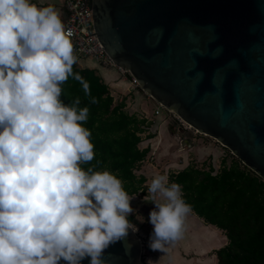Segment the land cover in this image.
I'll return each mask as SVG.
<instances>
[{
	"label": "clouds",
	"instance_id": "9594fccd",
	"mask_svg": "<svg viewBox=\"0 0 264 264\" xmlns=\"http://www.w3.org/2000/svg\"><path fill=\"white\" fill-rule=\"evenodd\" d=\"M71 35L51 5L0 0V264H107L106 249L138 231L122 180L91 166L88 106L62 99L70 77L84 83ZM147 195L148 247L165 253L192 208L163 174Z\"/></svg>",
	"mask_w": 264,
	"mask_h": 264
},
{
	"label": "water",
	"instance_id": "95a60500",
	"mask_svg": "<svg viewBox=\"0 0 264 264\" xmlns=\"http://www.w3.org/2000/svg\"><path fill=\"white\" fill-rule=\"evenodd\" d=\"M90 3L93 29L113 63L264 180V0ZM184 139L190 145L193 132ZM134 233L106 249L107 264H139Z\"/></svg>",
	"mask_w": 264,
	"mask_h": 264
},
{
	"label": "trees",
	"instance_id": "16d2710c",
	"mask_svg": "<svg viewBox=\"0 0 264 264\" xmlns=\"http://www.w3.org/2000/svg\"><path fill=\"white\" fill-rule=\"evenodd\" d=\"M73 72L84 83L70 77L63 85L62 99L71 103L79 97L81 106L89 108L85 126L94 144L91 166L116 174L128 195L143 193L146 178L135 170L148 151L139 146L148 122L128 113L123 100H114L95 69L75 63ZM92 98L95 103L90 102ZM167 177L181 185L191 213L224 234L225 243L212 251L215 264H264V180L236 158L229 164L222 158L216 171L210 165L205 169L188 163Z\"/></svg>",
	"mask_w": 264,
	"mask_h": 264
},
{
	"label": "rangeland",
	"instance_id": "374dc122",
	"mask_svg": "<svg viewBox=\"0 0 264 264\" xmlns=\"http://www.w3.org/2000/svg\"><path fill=\"white\" fill-rule=\"evenodd\" d=\"M77 65H79V63H77ZM97 69H100V68L98 67ZM134 88L135 87H133V89ZM135 89H139L140 92L144 95L145 100L147 101L144 107H142L144 109L140 111H137V110L135 111V114L138 116V118H144L146 122H148L146 123V127H144V131L140 134L141 141H145L151 135L152 136L157 135L158 133L157 128L154 131H151V129L149 130V126L151 122H154L153 120H156V119L158 120V122L166 121L165 131L167 132L168 136L171 138L169 139V143L166 147L165 146L163 147V145H161V143L158 141L157 144L154 145L153 150H150V147L148 144L146 146L148 151L145 155V158L143 161H141L138 164L136 168L137 171L142 169V171L146 174L144 175L146 178L145 190L143 193L136 194V198L134 199L136 203L131 204L133 211L131 213L132 215H129V216H132V219H133L132 223H134L133 227L138 229V231H136L133 235L136 238H138V240H140L141 241L140 243L142 244V249L138 256V260H139L138 262L139 264H152L153 262H156V261H157L156 263L158 262L161 263L163 260L168 261L170 257H171L170 263L173 262L178 257H181L184 260V262H188L193 257L194 260L196 259L195 262H197L198 258L208 257L209 254H211L214 249L209 252L207 250L204 254L201 255L196 250V247H201L199 240L194 239L193 237L189 236L185 232H183L182 238H180L173 244L169 245L168 251L165 253H162L159 251H153L148 247L149 234L152 230L151 224L148 223V214H149V211L153 208V204L150 202H147V199H148L147 185L150 183L151 179L155 175H158V174L165 175L167 170L168 172L174 171L172 169L182 166V164L185 163L187 160L189 162H192V164H194L197 167H203L206 169L210 165L212 166L214 170L215 168L218 169V167L221 164L220 158L215 157L214 160L218 159V161H216L214 165L213 159L211 156L202 157L198 155V152H194L195 149L194 151H192L191 150L192 144L197 145V146H202V145H207L211 143L213 146L215 145L219 150L223 151L224 153L223 158L226 164H229L231 160L235 159L236 157L227 148L222 146L216 139H214L211 136H205L201 133L200 134L193 133V139H192L193 142L189 145L186 139H184L186 136V132H187V130H185L184 128H181L179 130L180 132H178V134L181 139L177 140V138L173 134V132L177 129L178 124H179V122L174 117L175 115H177L176 112L171 109L165 110L164 107H162L163 109L162 112L156 115L154 113V109L156 108L157 102L153 98H151V96H149L144 91H142L139 87ZM116 101H121V100L117 99ZM182 139H184L185 141L181 142ZM137 174H141V173H137ZM190 214L191 216L195 218V220H197L198 222H202L196 215L192 213ZM222 244L224 243H222L221 241V245ZM149 251L151 252V256H153L152 257L153 262L151 263L147 262L149 261L148 256H150L148 255ZM177 251L179 254L183 253V255H178ZM199 262L200 261H198L197 263L200 264Z\"/></svg>",
	"mask_w": 264,
	"mask_h": 264
},
{
	"label": "crops",
	"instance_id": "0c3cea01",
	"mask_svg": "<svg viewBox=\"0 0 264 264\" xmlns=\"http://www.w3.org/2000/svg\"><path fill=\"white\" fill-rule=\"evenodd\" d=\"M34 2L37 3V5L40 7L49 6V5L54 7L56 9V11L58 13H60V16H61V19L63 22V20L66 16V12L64 11L63 6H62L63 0H34ZM77 66L95 69L97 74L99 76H101L103 81L107 84V86L109 88L110 95L113 97V99L114 100L118 99V100L124 101V103H125L124 109L128 113H135L136 110L140 111V110L144 109L142 107H144L145 103L147 102L145 100L144 95L140 92L139 89H135V88L133 89L132 84H130V82L126 78L120 76L119 72L116 69H114V68L97 69L98 68L97 64L94 63V61H92L90 59L80 60L79 65H77ZM153 121L154 122H151V124L149 126V130L151 129V131H154L157 128L158 129L157 135L149 136L145 141H141L139 143L140 147H146L149 144L150 150H153L154 145H156L158 141L161 143V145H163V147L164 146L166 147L169 143V139H171L168 136L167 132L165 131L166 121H163V122L159 121L158 122L157 119L153 120ZM158 123H159V125H158ZM192 142H193V140H192ZM194 149H195V151H194ZM191 150L194 152H198V155H200L202 157L211 156L213 159L214 165H215L216 161H218V159L214 160L215 157L222 159L224 156L223 151L219 150L215 145L213 146L211 143L207 144V145H202V146H197V145L192 144ZM163 151H164V149H163ZM188 163H192V162H189L187 160L185 163L182 164V166H179L178 168H174L172 170L180 169V168L186 166ZM216 170L217 169L215 168V171ZM167 172H168V170L165 173L166 176H167ZM135 173H141L143 175H146L142 171V169H140L139 171L135 170ZM129 197L131 200V204H135L136 201L134 199L136 198V194L129 195ZM130 215H132V214H130ZM128 219L130 220L129 222H131V224L133 226L134 223H132V220H133L132 216H129ZM201 223H203V222H201ZM208 225H209V227L215 228V226H213V225H210V224H208ZM218 232L220 233V231H218ZM222 237L223 238L221 241H222V243H225L226 238H225L224 234ZM217 247H219V246H217ZM177 253H178V251H177ZM178 255H183V253L182 254L178 253ZM197 258H198V256H197ZM207 260L205 258H198L197 262L200 261L199 262L200 264H204L206 262L209 264H215L216 263L215 254H213V252L211 254H209V256L207 257ZM195 261H196V259L194 260V258L192 257L191 260H189L188 262H184L181 264H198ZM153 264H154V262H153ZM155 264H156V262H155Z\"/></svg>",
	"mask_w": 264,
	"mask_h": 264
},
{
	"label": "built area",
	"instance_id": "2783aa9c",
	"mask_svg": "<svg viewBox=\"0 0 264 264\" xmlns=\"http://www.w3.org/2000/svg\"><path fill=\"white\" fill-rule=\"evenodd\" d=\"M62 6L66 12V16L63 20L65 30L72 33L70 39L73 44L74 55L77 57L76 64L79 63L80 60L90 59L94 61L99 68H116L120 76L126 79L128 78L127 80L130 84L137 88L138 84L135 78L128 71H124L113 63L112 59L97 39L93 29L90 0H63ZM162 107L163 106L157 102L154 113L156 115L161 113L163 110ZM174 117L179 122L177 129L174 131L175 133L178 134L181 128L196 133L195 128H190V124H187V122L183 121L178 115ZM175 133L173 134L175 135Z\"/></svg>",
	"mask_w": 264,
	"mask_h": 264
},
{
	"label": "bare ground",
	"instance_id": "6f19581e",
	"mask_svg": "<svg viewBox=\"0 0 264 264\" xmlns=\"http://www.w3.org/2000/svg\"><path fill=\"white\" fill-rule=\"evenodd\" d=\"M189 127L192 128L191 125ZM195 132L199 133V134L201 133L205 136H209L208 134L200 132L197 129H195ZM218 231H219V229L216 227L215 228H212V227L209 228L208 224H202L201 222H198L197 220H195V218L193 216H191V214H189L185 220L184 232L187 233L189 236L193 237L194 239L199 240L201 247H196V250L201 255L204 254L207 250L209 252V251L215 249L217 246L221 245L223 233L222 232L219 233ZM141 249H142V245H141ZM148 255H150V256H148V260H149L148 262H150V263L153 262L150 251L148 252ZM205 259L207 260V257ZM170 260H171V257L168 261L163 260L161 263L158 262L156 264H181L184 262V260L181 257L176 258L171 263H170ZM154 264H155V262H154ZM205 264H208V263L206 262Z\"/></svg>",
	"mask_w": 264,
	"mask_h": 264
}]
</instances>
